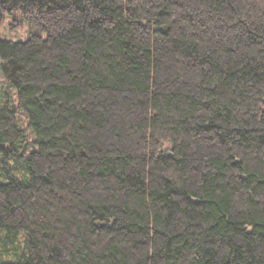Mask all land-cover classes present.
Returning a JSON list of instances; mask_svg holds the SVG:
<instances>
[{"label":"trees","instance_id":"16d2710c","mask_svg":"<svg viewBox=\"0 0 264 264\" xmlns=\"http://www.w3.org/2000/svg\"><path fill=\"white\" fill-rule=\"evenodd\" d=\"M13 15L46 38L0 40V264H264V0Z\"/></svg>","mask_w":264,"mask_h":264},{"label":"rangeland","instance_id":"374dc122","mask_svg":"<svg viewBox=\"0 0 264 264\" xmlns=\"http://www.w3.org/2000/svg\"><path fill=\"white\" fill-rule=\"evenodd\" d=\"M14 21H17L19 23L18 26H14ZM30 35H38L42 38H46V34L43 32H40L38 30L32 29L22 18L20 15H13V16H7L4 21L2 22L0 26V40L4 41H10V42H24ZM7 93L6 99L10 102V105L12 107L16 106V97H15V90L8 86L7 81L5 80L1 68H0V100L3 95ZM12 97V100L10 99ZM25 113L22 111H19L17 113V119H18V126L22 130H24V138H29L28 141L31 142V139H33V136L31 133L27 130V119L25 118ZM19 118L21 119V123L19 122ZM29 152H27L25 155H23V160H25L28 156ZM12 161H8V164H11ZM10 167V165H9ZM0 236L4 237V233H0ZM18 241L16 240L14 242V248H21L24 249V241H25V234L20 233L18 234ZM1 252V250H0ZM16 259L14 256H5L3 254V251L0 253V262L8 263V262H14Z\"/></svg>","mask_w":264,"mask_h":264}]
</instances>
